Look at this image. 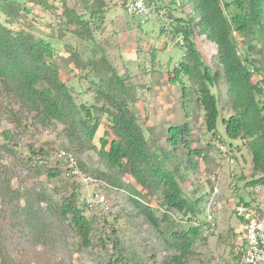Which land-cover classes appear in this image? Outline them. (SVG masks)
<instances>
[{
	"label": "trees",
	"instance_id": "16d2710c",
	"mask_svg": "<svg viewBox=\"0 0 264 264\" xmlns=\"http://www.w3.org/2000/svg\"><path fill=\"white\" fill-rule=\"evenodd\" d=\"M187 3L193 14L189 18L175 16L178 24L174 33L183 36L185 47L183 59L174 69L175 77L179 81L184 74L195 85L196 100L204 110L208 130L214 128L218 113L216 96L209 85L222 80L227 86L225 102L233 111L223 118L226 134L245 141L251 152L252 170L264 172V55L242 56L234 37V32H238L246 38L248 49L253 48L252 39H259L264 46V0H187ZM28 4L43 12L44 21L53 33L50 38L33 32L31 21H27L31 13ZM109 9L106 0H0V12L6 21L21 25L12 28L0 19V118L6 116L15 124V130L23 122L44 128L61 126L66 149L98 153L106 170L95 171V178L129 188L118 175L128 167L136 183L160 198L161 205L194 214V201L186 198L179 183L185 178L183 168L194 167L192 156L203 155L201 149L192 147L190 124L183 121L170 125L164 144L161 136L155 138L152 128L147 129V137L136 105L138 88L111 63L103 48L98 58L85 60L75 47L68 49L69 59L76 67L94 71L96 80L92 79L87 87L92 91L90 102L78 101V93L60 77L64 60L57 59L54 42L66 32L94 43L95 32L105 30ZM194 29L216 45V69L203 61L192 37ZM256 71L262 76L254 81ZM179 83L183 107L188 90L182 81ZM102 124L107 130L99 137L98 147L94 139ZM110 134L112 138L108 140ZM15 147L16 144L9 147L0 142V264H62L63 254L67 253L62 224L69 222L79 242L84 244L91 235L92 221L76 204L74 193L67 199L54 200L43 187H13V168L4 160L13 156ZM37 153L33 161L46 163L39 156L45 151L40 148ZM184 154L189 159L187 164L182 163ZM45 172L49 181L63 174L73 176L68 167H50ZM131 192L138 193L135 189ZM133 200L154 227L160 229L161 222H170L166 214L160 217L153 207L137 198ZM197 231V228L173 231L168 244L180 251L178 263L190 251ZM123 263L121 254L107 262Z\"/></svg>",
	"mask_w": 264,
	"mask_h": 264
},
{
	"label": "rangeland",
	"instance_id": "374dc122",
	"mask_svg": "<svg viewBox=\"0 0 264 264\" xmlns=\"http://www.w3.org/2000/svg\"><path fill=\"white\" fill-rule=\"evenodd\" d=\"M152 12L145 15L128 14L121 0H106L110 7L105 18V30L95 32V42L83 40L65 32L63 38L56 40L54 46L57 59L62 68L60 77L72 87L78 101L90 102L92 91L87 90L92 79L96 80L94 71L80 69L69 59L68 50L75 47L81 58H98L103 48L108 59L120 73L127 75L138 88L139 99L136 101L141 115V125L147 137L148 128H152L155 138L161 136L164 144L170 125L187 121L192 131V147L202 150L203 155H193L192 168H183L185 178L179 183L183 194L190 202L194 201V214L186 210L168 209L161 205L160 198L140 184L136 183L129 168H123L119 177L129 188L113 186L108 181L95 178L94 172L106 170L96 151L75 152L66 149L67 140L61 132V126L44 128L23 122L18 130L6 116L0 118V142L9 147L16 144L13 156L5 158L7 165L13 169V187H37L47 189L53 199L69 198L76 194V204L92 221L91 235L88 243L79 242V238L69 224H62L67 243L62 264H107L109 258L123 255L124 263L140 262L144 264H242L238 255V243L242 239L240 221L234 211V205L242 202L264 203V172L252 170L251 152L245 141L229 138L225 131L223 118H228L232 109L226 100L227 86L222 82L209 85L215 94L218 113L214 120V128L208 130L204 120V110L197 102L196 87L193 82L181 74L179 81L185 85L188 94L184 97L185 110L181 107V83L175 77L174 69L183 59L184 48L178 44V33H174L178 24L175 16L189 18L193 12L187 0H155ZM31 13L28 20L34 27L35 34L49 36L53 34L44 21V14L32 4L27 5ZM234 10V6H231ZM163 12V14L160 13ZM48 17V16H47ZM31 18H34L33 20ZM0 19L12 28L21 25L8 23L0 12ZM191 28V26H190ZM197 31V32H196ZM200 50L203 61L212 69L218 67L216 45L194 29L192 36ZM234 37L243 55L254 58L264 55V46L259 39L250 41L253 48L248 49L246 38L238 32ZM52 40V39H51ZM249 53V54H248ZM256 65H254L255 67ZM256 68V67H255ZM262 75L253 73L256 81ZM171 78H176L173 81ZM107 126L102 124L96 132L95 143L99 147V137ZM8 134V138H5ZM112 134L107 136L109 140ZM219 144L231 151V157H223ZM42 148L45 154H39L46 163L34 162L32 157ZM66 150L76 160L81 174L74 176L61 175L49 181L45 170L50 167H67L66 159L60 151ZM31 158V159H30ZM187 155L182 156V163L187 164ZM42 164V165H40ZM81 164V166H80ZM217 173L216 182H211L204 173ZM85 178H87L85 180ZM253 181V182H252ZM218 193L212 196L213 186ZM138 193H132L131 190ZM57 192L56 195H53ZM98 192L105 196L109 210L99 206L85 207L80 198ZM154 208L156 215L170 220L161 222V231L150 224L139 212L133 199ZM214 198L215 205H211ZM44 205V204H43ZM214 225H210L208 216ZM197 228L194 242L183 258L182 263L176 261L180 251L168 243L173 238V231ZM173 229V230H172ZM239 240V241H238ZM114 242L117 244L114 246ZM238 242V243H237Z\"/></svg>",
	"mask_w": 264,
	"mask_h": 264
},
{
	"label": "built area",
	"instance_id": "2783aa9c",
	"mask_svg": "<svg viewBox=\"0 0 264 264\" xmlns=\"http://www.w3.org/2000/svg\"><path fill=\"white\" fill-rule=\"evenodd\" d=\"M121 3L128 14L131 15H145L148 17L152 12L155 0H121ZM163 14L162 11H160ZM178 44L184 47L183 36L177 37ZM219 149L223 157L230 158L231 151L227 150L223 145L219 144ZM61 155L64 156L67 162V167L71 175H79L81 171L76 164L75 158L71 153L61 150ZM204 175L216 182L217 173H204ZM87 178H85L86 180ZM218 193L217 186L212 188V196ZM80 204L85 207L99 206L103 210H109V204L105 196L98 192H91L90 194L80 198ZM211 205H215L214 198L211 199ZM234 211L241 224L242 239L238 243V255L242 264H264V203L249 201L238 202L234 205ZM210 225H214L212 217H207Z\"/></svg>",
	"mask_w": 264,
	"mask_h": 264
},
{
	"label": "crops",
	"instance_id": "0c3cea01",
	"mask_svg": "<svg viewBox=\"0 0 264 264\" xmlns=\"http://www.w3.org/2000/svg\"><path fill=\"white\" fill-rule=\"evenodd\" d=\"M240 227H241V224H240ZM239 241V240H238Z\"/></svg>",
	"mask_w": 264,
	"mask_h": 264
}]
</instances>
